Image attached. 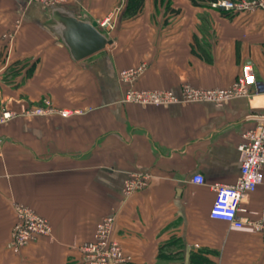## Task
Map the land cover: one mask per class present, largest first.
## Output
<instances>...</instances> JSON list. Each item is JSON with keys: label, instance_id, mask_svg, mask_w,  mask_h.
<instances>
[{"label": "crops", "instance_id": "obj_1", "mask_svg": "<svg viewBox=\"0 0 264 264\" xmlns=\"http://www.w3.org/2000/svg\"><path fill=\"white\" fill-rule=\"evenodd\" d=\"M122 2L57 5L97 21L115 40L74 62L49 24L44 11L49 6L0 0V34L18 31L13 43L0 39V264H85L80 245L91 241L97 224L112 213L117 215L113 238L130 264H156L160 245L172 233L186 253L197 251L203 243L194 227L210 223L226 226L225 232L210 233L211 243L233 251L234 261L229 256L220 264H264L261 235L209 217L215 185L233 184L239 176L238 147L243 133L262 122L264 95L221 105L122 101L131 87L177 94L184 83L227 88L245 63H252L263 80L264 11L233 12L229 18L188 0H171L180 11L173 14L161 0H146L142 13L124 20ZM206 45L209 62L192 51ZM141 65L145 68L132 84H121L123 70ZM44 100L55 111L34 115ZM62 109L72 115L62 117ZM6 111L14 117L1 121ZM133 173L146 175L148 182L126 197L124 183ZM198 174L205 184L194 183ZM263 201L264 181L243 203L244 215L258 220ZM16 205L33 209L52 226L49 237L33 241L19 255L11 249Z\"/></svg>", "mask_w": 264, "mask_h": 264}, {"label": "built area", "instance_id": "obj_2", "mask_svg": "<svg viewBox=\"0 0 264 264\" xmlns=\"http://www.w3.org/2000/svg\"><path fill=\"white\" fill-rule=\"evenodd\" d=\"M46 6L62 5L69 1L77 0H33ZM224 7L225 11H264V0H221L212 4L218 10ZM108 24L105 20L102 25ZM141 70L131 68L119 74L121 84H132ZM264 95V79L258 80L252 63H245L240 70L238 78L227 88L203 89L184 83L180 93L173 90H138L129 88L124 91L122 101L141 106L168 107L176 104L212 103L228 104L234 99H251ZM44 106L32 111L34 115H44L55 111L50 106V101L44 100ZM59 114L69 118L72 113L60 110ZM14 117L10 111L2 114L1 121ZM262 122L242 135L238 147L240 160V173L233 184H217L214 187L215 198L209 211L212 220L228 224L232 229L243 230L247 227L262 236L264 241V201L261 216L258 220H251L244 214L247 209L243 203L257 191L264 181V115ZM194 183L203 185L205 179L198 174L193 178ZM148 182L146 175L133 173L124 183L123 193L126 197L145 187ZM15 223L12 234L11 247L13 251L20 252L33 241L44 239L52 234V226L48 219L38 215L33 209L25 205L14 207ZM117 221L116 213L104 217L96 226L93 239L84 242L79 249L85 264H130L131 259L125 253L122 244L113 238Z\"/></svg>", "mask_w": 264, "mask_h": 264}, {"label": "water", "instance_id": "obj_3", "mask_svg": "<svg viewBox=\"0 0 264 264\" xmlns=\"http://www.w3.org/2000/svg\"><path fill=\"white\" fill-rule=\"evenodd\" d=\"M218 10L225 11V8L219 7ZM44 11L49 24L53 26L54 32L68 49L74 62L92 57L108 49L115 42L100 30L97 21L79 18L57 5L44 7Z\"/></svg>", "mask_w": 264, "mask_h": 264}, {"label": "trees", "instance_id": "obj_4", "mask_svg": "<svg viewBox=\"0 0 264 264\" xmlns=\"http://www.w3.org/2000/svg\"><path fill=\"white\" fill-rule=\"evenodd\" d=\"M159 0H156V3ZM162 3L166 4V11L168 13L173 14H179V10H175L171 6V0H161ZM191 2L192 6L199 7V8H212V4L218 3L221 0H188ZM166 2V3H165ZM146 0H127L124 13H123V19L129 20L132 18L137 17L145 8ZM222 15L225 17L232 18L233 12L231 11H222ZM202 20V26L207 27L209 20H207L205 15L201 16ZM192 51L203 58L206 61L211 60L210 56V49L209 46L206 45L205 47H201L200 52L195 51V49H192ZM21 62L16 63V65H19ZM180 242V247H178L173 254L171 250V247L174 246L176 243L178 244ZM175 243V244H174ZM186 246L182 242L181 238L177 239L176 241H166L162 243L159 247L158 257H157V263L156 264H217L214 261L211 260L209 255L213 254L211 251L207 250H198V251H190V253H186Z\"/></svg>", "mask_w": 264, "mask_h": 264}, {"label": "rangeland", "instance_id": "obj_5", "mask_svg": "<svg viewBox=\"0 0 264 264\" xmlns=\"http://www.w3.org/2000/svg\"><path fill=\"white\" fill-rule=\"evenodd\" d=\"M126 3H127V0H124V2H122L121 4H120V10H124L125 9V6H126ZM166 3V2H165ZM50 6H52V5H50ZM211 9H213V8H211ZM18 24V23H17ZM17 28H15L14 30H12V32L13 33H11V32H8V33H6V34H0V36H1V41H4V42H6V43H13V42H15V41H17V38H18V31L16 30ZM25 62H27V61H25ZM27 65H30V62L27 64ZM143 68H145V66H143V65H141V66H139V67H137V69H139V70H141L140 72H139V74H138V76L137 77H139V75L141 74V72H143ZM136 69V68H135ZM48 101H50V100H48ZM50 106L52 107L53 105H52V103H51V101H50ZM43 107H45V106H43ZM62 110H64V109H62ZM61 110V111H62ZM60 111V110H59ZM58 111V112H59ZM15 218V217H14ZM13 218V219H14ZM14 223H15V219H14ZM172 228H174V230H175V228L176 227H172ZM195 229H197L198 230V232H197V236H198V238H197V240H199V241H197V242H199V243H203V245H201V248H198V245L196 246V250L198 251V250H207V251H211L213 254H211V255H213V257L215 256L216 258H217V260L219 261V264H220V262L222 261V259H226V257H229V256H231V255H233V251H232V253H231V251H225V246H222L221 244L220 245H217V246H215V244L216 243H214V244H212L211 243V240H210V233L213 231L214 233H216V232H225V229H226V226L225 225H220V224H215V223H210L209 225H204V226H198V227H194ZM13 229H14V224H13ZM13 229H12V234H13ZM173 232V231H172ZM194 234V233H193ZM194 236H196L195 234H194ZM177 239H180L179 238V236L177 235V234H174V233H172L171 234V236L169 237V239L167 240V241H176ZM11 241H12V235H11ZM263 243H264V241H263ZM175 244V243H174ZM32 245V244H31ZM30 245V246H31ZM212 245H214V247L213 248H209V247H211ZM203 246V247H202ZM222 246V247H221ZM178 247H180V242H178V244L176 243L174 246H172L171 247V250H169L170 252L172 251V253L174 254L175 253V251H176V249L178 248ZM217 247V248H216ZM27 248V247H26ZM11 249H12V247H11ZM13 250V249H12ZM24 250V249H23ZM15 252V251H14ZM15 255H19V254H21V252H16V253H14ZM224 255H225V257H224ZM236 260H239V259H236ZM34 261V260H33ZM227 261V260H226ZM228 261L231 263L232 261H234V257H232L231 256V258H229L228 259ZM222 263V262H221Z\"/></svg>", "mask_w": 264, "mask_h": 264}]
</instances>
